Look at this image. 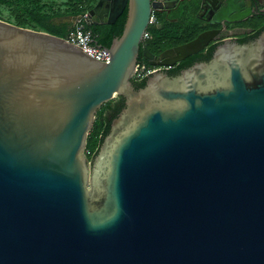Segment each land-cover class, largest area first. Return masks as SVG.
I'll use <instances>...</instances> for the list:
<instances>
[{"label": "water", "instance_id": "obj_1", "mask_svg": "<svg viewBox=\"0 0 264 264\" xmlns=\"http://www.w3.org/2000/svg\"><path fill=\"white\" fill-rule=\"evenodd\" d=\"M169 1L182 0H90L87 16L58 17L112 23L125 9L121 33L97 44L107 60L0 18V264H264V29L135 87L151 12Z\"/></svg>", "mask_w": 264, "mask_h": 264}, {"label": "flooded vegetation", "instance_id": "obj_2", "mask_svg": "<svg viewBox=\"0 0 264 264\" xmlns=\"http://www.w3.org/2000/svg\"><path fill=\"white\" fill-rule=\"evenodd\" d=\"M233 1L232 12L219 11L216 0L212 4L202 0L169 1L159 13L172 23H181L184 31L181 36L171 38L164 48L149 49L157 61L170 62L169 68L160 69L175 74L194 62L207 61L215 45L226 37L240 43L254 39L264 29V0ZM154 18L156 20L155 12ZM210 37L214 39L206 44Z\"/></svg>", "mask_w": 264, "mask_h": 264}, {"label": "trees", "instance_id": "obj_3", "mask_svg": "<svg viewBox=\"0 0 264 264\" xmlns=\"http://www.w3.org/2000/svg\"><path fill=\"white\" fill-rule=\"evenodd\" d=\"M3 1H8L13 5L12 16L2 17V15H0V18L24 27L44 30L64 37L71 30H74L77 25L81 24L84 30L90 31L93 43L102 46L109 45L112 38L121 33L126 16V10H124L123 14L112 23L88 25L82 20L79 23L71 24L70 21H60L58 17L65 14H83L86 12V9L89 10L91 7L92 4L90 0H85L82 3L85 7L79 6L81 3L77 4L74 0H70V10L65 13H46L42 11V7H44L45 4L43 0ZM155 15L156 20L150 23L146 29L149 32V36L143 39L140 48L147 47L150 50L158 51L168 45L171 38L176 36L179 37L183 34L184 28L181 27V23H172L159 12H155ZM140 58H143L141 49L139 52V59ZM141 61L148 64V61L144 58ZM143 82L144 80L140 81L133 78L135 87L141 86ZM123 106L124 98L122 96L114 97L100 106L87 137L86 154L88 158H91L97 151L100 142L109 131L112 118L117 116Z\"/></svg>", "mask_w": 264, "mask_h": 264}, {"label": "built area", "instance_id": "obj_4", "mask_svg": "<svg viewBox=\"0 0 264 264\" xmlns=\"http://www.w3.org/2000/svg\"><path fill=\"white\" fill-rule=\"evenodd\" d=\"M87 12L82 14L83 17L87 16ZM155 21L154 12H151L149 22L152 23ZM81 22V21H80ZM79 23V22H78ZM149 36V32L145 30L144 38ZM65 39L69 42L74 43L78 47H80L84 52L93 56L99 60H107L109 58V51L102 47L93 43L91 38V33L89 30H84L82 25L79 24L75 27L74 30H71L66 36ZM163 68H169V64L158 65V64H147L144 61H138L135 67L133 78L135 80H144L149 74L153 71Z\"/></svg>", "mask_w": 264, "mask_h": 264}, {"label": "rangeland", "instance_id": "obj_5", "mask_svg": "<svg viewBox=\"0 0 264 264\" xmlns=\"http://www.w3.org/2000/svg\"><path fill=\"white\" fill-rule=\"evenodd\" d=\"M70 0H43L44 7H42V11L46 13H51V12H57V13H65L70 10V5H69ZM85 0H74V2L78 3H83ZM12 9L13 5L10 4L8 1H3L0 0V15L2 17H8L12 16ZM57 20V18H56Z\"/></svg>", "mask_w": 264, "mask_h": 264}, {"label": "crops", "instance_id": "obj_6", "mask_svg": "<svg viewBox=\"0 0 264 264\" xmlns=\"http://www.w3.org/2000/svg\"><path fill=\"white\" fill-rule=\"evenodd\" d=\"M79 6H81V7H85V5L83 4L82 5V3L79 5ZM86 12H88V10L86 9ZM71 22V24H76L75 22H73V21H70Z\"/></svg>", "mask_w": 264, "mask_h": 264}]
</instances>
